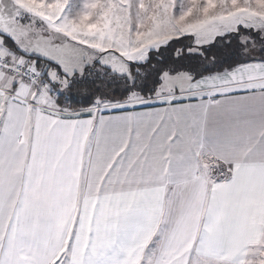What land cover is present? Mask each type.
<instances>
[{"label": "snow or ice", "instance_id": "1", "mask_svg": "<svg viewBox=\"0 0 264 264\" xmlns=\"http://www.w3.org/2000/svg\"><path fill=\"white\" fill-rule=\"evenodd\" d=\"M0 264H264V0H0Z\"/></svg>", "mask_w": 264, "mask_h": 264}, {"label": "rangeland", "instance_id": "2", "mask_svg": "<svg viewBox=\"0 0 264 264\" xmlns=\"http://www.w3.org/2000/svg\"><path fill=\"white\" fill-rule=\"evenodd\" d=\"M74 2L77 4H80V3L84 2V0H74Z\"/></svg>", "mask_w": 264, "mask_h": 264}]
</instances>
